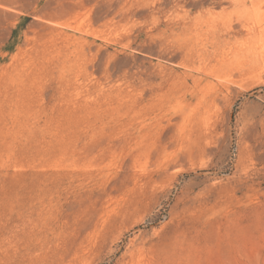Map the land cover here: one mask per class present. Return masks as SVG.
<instances>
[{
  "label": "rangeland",
  "instance_id": "rangeland-1",
  "mask_svg": "<svg viewBox=\"0 0 264 264\" xmlns=\"http://www.w3.org/2000/svg\"><path fill=\"white\" fill-rule=\"evenodd\" d=\"M0 264H264V0H0Z\"/></svg>",
  "mask_w": 264,
  "mask_h": 264
}]
</instances>
